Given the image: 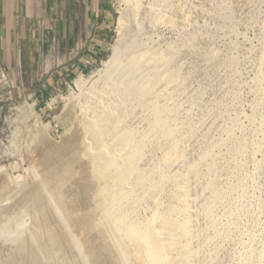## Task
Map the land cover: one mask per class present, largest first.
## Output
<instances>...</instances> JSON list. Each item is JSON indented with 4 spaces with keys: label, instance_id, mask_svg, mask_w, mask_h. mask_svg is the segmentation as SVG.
Wrapping results in <instances>:
<instances>
[{
    "label": "rangeland",
    "instance_id": "rangeland-1",
    "mask_svg": "<svg viewBox=\"0 0 264 264\" xmlns=\"http://www.w3.org/2000/svg\"><path fill=\"white\" fill-rule=\"evenodd\" d=\"M108 2L52 88L0 60V264H264V0Z\"/></svg>",
    "mask_w": 264,
    "mask_h": 264
},
{
    "label": "crops",
    "instance_id": "crops-1",
    "mask_svg": "<svg viewBox=\"0 0 264 264\" xmlns=\"http://www.w3.org/2000/svg\"><path fill=\"white\" fill-rule=\"evenodd\" d=\"M108 9V0H0V60L21 86L52 88V70L67 75L107 51Z\"/></svg>",
    "mask_w": 264,
    "mask_h": 264
},
{
    "label": "bare ground",
    "instance_id": "bare-ground-1",
    "mask_svg": "<svg viewBox=\"0 0 264 264\" xmlns=\"http://www.w3.org/2000/svg\"><path fill=\"white\" fill-rule=\"evenodd\" d=\"M112 61V60H111ZM107 62L106 63V66L107 67H111V65L113 64V61L112 62ZM104 117H106V118H108L109 117V114H108V112H104ZM78 117H79V119L81 120L82 119V115L81 114H79L78 115ZM126 142V141H125ZM81 148L82 149H84L83 148V146H81ZM83 157L84 158H89L90 157V154L88 153V152H86V151H83ZM111 163H112V165H116V162L115 161H111ZM94 169H95V167H93ZM59 174H61V173H59ZM54 175V174H53ZM91 189V188H90ZM89 189V190H90ZM21 191V190H20ZM20 191L19 190H14L13 192H11L12 194H11V196L10 197H8V198H5V199H3L2 200V202H7L8 200H15V199H17V201H18V199H19V197H21L19 194H20ZM28 191V190H27ZM29 191H32L31 189H29ZM84 191V194H83V196H84V198H88V196H87V190L86 189H84L83 190ZM35 192H37V191H35ZM10 193V192H9ZM9 193H8V195H9ZM25 193H27V192H25ZM30 193V192H29ZM33 193H34V191H33ZM97 193H99V195H101L102 193H103V184H99L98 185V187L96 188V190H95V195L97 194ZM22 194V193H21ZM32 195V194H31ZM19 196V197H18ZM24 196H25V194H24ZM26 196H27V194H26ZM29 196V195H28ZM27 196V197H28ZM35 197H36V195L35 194H33V198L35 199ZM33 198H32V200H33ZM22 199V198H21ZM20 199V203L19 204H21V203H24V201L22 202V200ZM28 199H29V197H28ZM16 201V200H15ZM16 201V202H17ZM27 201V200H26ZM30 201H31V197H30ZM29 203V202H28ZM28 203L26 202L25 203V205L27 204L28 205ZM17 204H18V202H17ZM16 204V205H17ZM24 205V206H25ZM26 205V206H27ZM30 205V204H29ZM33 206V205H32ZM18 207V206H17ZM29 207V206H28ZM27 208V207H26ZM31 208V207H30ZM18 209H20V208H18ZM21 210V209H20ZM23 210H24V208H23ZM21 214H22V210H21V212H20ZM84 214H85V212H84ZM111 215L112 216H114L113 215V213L111 212ZM44 216V215H43ZM39 217V216H38ZM10 221V223L11 224H13L14 223V221H11V220H9ZM41 222H42V220H40ZM89 220L87 219V220H85L83 223L86 225V226H89L90 227V222H88ZM25 222V221H24ZM23 223V222H22ZM114 223H115V225H116V227H118V226H120V221L118 220V219H115V221H114ZM10 224V225H11ZM21 224V223H20ZM23 225V224H22ZM24 225H28V223L26 224V222H25V224ZM39 225V224H38ZM7 226H9V224L7 225ZM6 226V228H8ZM15 227V226H14ZM13 227V228H14ZM16 227H19V225H16ZM16 227H15V230L16 231H18L19 229V231H20V233H19V235L17 234V236H19L18 238H17V236H15V238H16V240H15V238H13V240L14 241H12L11 239V241H10V243L6 240L7 239V237H6V239H4L3 241H6V243L8 244V245H10V244H17L20 240H21V238L26 234L25 232L27 231V230H25L24 229V226H23V228H22V226L17 230L16 229ZM27 227V226H26ZM88 227V228H89ZM22 228V229H21ZM28 229V228H27ZM24 231V232H23ZM21 232H22V234H21ZM25 233V234H24ZM24 234V235H23ZM109 237V236H108ZM2 239H3V237H2ZM51 239V238H50ZM107 240H108V238H107ZM52 241V240H51ZM47 242H48V240H47ZM73 242V241H72ZM75 242V241H74ZM74 242H73V244H74ZM142 243V245L144 246V250H145V252H146V255H147V257H144V256H141V255H137V256H139V258L144 262L143 264H154V262H153V251L151 250V248H149L148 247V245H146L144 242H141ZM52 244V243H51ZM54 244V243H53ZM75 244H76V242H75ZM50 245V244H49ZM52 246V245H51ZM47 247V246H46ZM55 247V246H54ZM76 247V246H75ZM50 249H51V247H50ZM49 249V250H50ZM55 249V248H54ZM51 251V250H50ZM52 252V251H51ZM50 253V252H49ZM52 253H50V255H51ZM56 254V253H55ZM53 255V254H52ZM49 256V255H48ZM80 256H81V254H80ZM52 257V256H51ZM82 258V257H81ZM50 260H52V259H50ZM81 261V260H80ZM80 264H87V262L86 261H82Z\"/></svg>",
    "mask_w": 264,
    "mask_h": 264
}]
</instances>
